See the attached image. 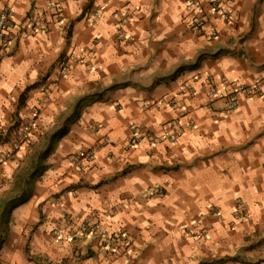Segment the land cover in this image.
<instances>
[{"label": "crops", "instance_id": "0c3cea01", "mask_svg": "<svg viewBox=\"0 0 264 264\" xmlns=\"http://www.w3.org/2000/svg\"><path fill=\"white\" fill-rule=\"evenodd\" d=\"M184 1L0 0L13 12L0 151L34 112L30 143L65 129L24 200L13 189L21 152L0 163V264H264V84L230 113L185 90L207 74L219 91L264 78V0L231 1L230 25L213 15L218 39L210 26L193 32ZM65 54L85 64L57 83ZM132 125L155 137L132 143ZM89 147L94 158L71 166Z\"/></svg>", "mask_w": 264, "mask_h": 264}, {"label": "built area", "instance_id": "2783aa9c", "mask_svg": "<svg viewBox=\"0 0 264 264\" xmlns=\"http://www.w3.org/2000/svg\"><path fill=\"white\" fill-rule=\"evenodd\" d=\"M231 1L233 0H185L184 1V12L185 19H187V25L191 27L193 32L196 34H206L205 28L210 26L208 37L210 39H218L219 31L212 22V16L216 15L224 21L227 25L233 23V17L231 12ZM60 14V10L57 11ZM60 16V15H59ZM13 12L10 9H3L0 12V47L3 46L6 40L9 39L12 34L11 29L13 25ZM43 24V18L38 11L34 10L27 16V25L29 29L36 31L38 23ZM212 24V25H210ZM85 64L84 58L75 57L73 54L62 55L56 62V72L54 74V81L59 82L60 80L68 77L72 64ZM200 75L194 77V81L198 82ZM220 81L226 83L225 76H220ZM264 82V78L256 79L252 83H236L232 87L225 86L224 91H219L215 84V78L211 74H207L205 79L201 82L200 87L194 85H186L185 90L188 96H196L201 92H204L207 99V106L212 107L218 101L224 102V112L230 113L234 111L238 106V101L241 96L253 97L255 95H261V86ZM189 107L183 108L187 113ZM38 114L34 112L33 116L26 121H17L12 127L11 136L8 141L9 148L6 151H0V163H3L17 153L25 146H27L33 136L35 130L36 121ZM170 126L179 125V117L170 121ZM193 123L189 122L187 127L193 128ZM133 136L131 138L132 143H138L142 137H155V133L150 129H141L136 125H132ZM184 127H178L176 131L172 133V138H175L179 133L183 131ZM170 134H168L169 136ZM95 151L92 147L82 149L80 152L73 155L70 160L71 166L75 168H82L84 161H90L94 158Z\"/></svg>", "mask_w": 264, "mask_h": 264}, {"label": "rangeland", "instance_id": "374dc122", "mask_svg": "<svg viewBox=\"0 0 264 264\" xmlns=\"http://www.w3.org/2000/svg\"><path fill=\"white\" fill-rule=\"evenodd\" d=\"M74 116H76V113H74ZM63 130L65 129H61L60 131L63 132ZM52 133L53 132H51L49 136L52 135ZM50 144L53 148L55 147V143H53V140L52 142L48 140L46 141V139L44 141H38V142L33 141L32 143H29L27 146L23 147L19 151L21 152V158L19 160L20 161L19 168L17 169L14 176L13 189L16 192H19L18 194L20 196L19 197L20 200H23L30 195L32 189L31 187L32 181L30 177L34 175V170L36 169L35 166L37 165L38 162L39 165H44V160H45L44 153H46V149L49 147ZM39 165L37 166L39 167ZM7 213L8 210H6V213L4 212L0 214V232L5 230L6 228Z\"/></svg>", "mask_w": 264, "mask_h": 264}, {"label": "trees", "instance_id": "16d2710c", "mask_svg": "<svg viewBox=\"0 0 264 264\" xmlns=\"http://www.w3.org/2000/svg\"><path fill=\"white\" fill-rule=\"evenodd\" d=\"M59 135H61V131H59V132H56V131H54L53 133H52V135H51V138H50V142H52V139H54V137H59ZM52 146H51V144L49 145V147L46 149V153H44L45 154V157L47 156V154L52 150ZM37 165H39V162L37 163ZM35 166L36 167V169L34 170V174H37V172H40V171H42L43 170V168L45 167L44 165H39V167L38 166ZM39 169V170H38ZM33 176V175H32ZM24 200V199H23ZM4 215V214H3Z\"/></svg>", "mask_w": 264, "mask_h": 264}]
</instances>
